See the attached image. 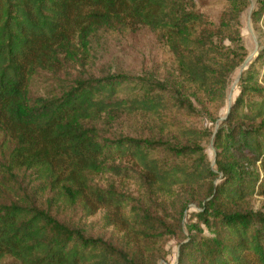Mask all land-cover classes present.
<instances>
[{
	"label": "trees",
	"instance_id": "obj_1",
	"mask_svg": "<svg viewBox=\"0 0 264 264\" xmlns=\"http://www.w3.org/2000/svg\"><path fill=\"white\" fill-rule=\"evenodd\" d=\"M248 5L224 0L212 22L194 0H0V264H160L169 237L178 238L176 264H264V210L253 206L264 198V47L240 73L225 118L218 114L247 57L239 17ZM250 18L264 39V0ZM142 28L173 59L177 89H193L176 102L190 112L193 101L214 107L213 131L180 124L171 144L116 124L125 113H162L166 88L87 74L92 40ZM176 201L178 218L169 210ZM188 205L194 220L184 234ZM55 209L85 220L101 213L113 235L87 236Z\"/></svg>",
	"mask_w": 264,
	"mask_h": 264
},
{
	"label": "rangeland",
	"instance_id": "obj_2",
	"mask_svg": "<svg viewBox=\"0 0 264 264\" xmlns=\"http://www.w3.org/2000/svg\"><path fill=\"white\" fill-rule=\"evenodd\" d=\"M194 3L196 4V9L204 13L210 21L214 22L218 18L224 0H194ZM248 3V7L239 17L240 44L245 48L247 57L234 70L230 77L225 102L218 111L221 120L229 112L231 104L239 93L237 83L240 73L248 68L249 64L257 57L260 49L264 47V39L254 29L250 18L252 10L258 6V0H248ZM92 45V58L87 69V74H91L94 77H101L108 74L121 73L150 84H162L166 88L158 92H162L166 96L168 101L167 108L157 115L153 113L145 114L143 112L125 113L116 123L125 133L152 140L161 139L174 144L177 141L175 140L173 129L181 126L180 124L200 130L207 129L213 131L214 125L207 119L208 112L214 110L213 106L193 101L196 110L190 112L176 102L175 98H177L178 93H180L181 97H190L193 89L187 85L181 89H177L173 59L163 42L149 29L142 28L134 33L128 34L100 32L92 40ZM246 61L248 62L243 69L242 66ZM79 72L81 74L83 73L81 69H78V71H72V75L77 76ZM230 94L232 97L231 103H229ZM201 145L208 158L213 161L214 148L212 140L206 139ZM157 154L160 158H166L168 156L166 148L158 149ZM23 173L21 176H24V184L30 182V186H32L35 181ZM202 192V190L199 191L200 194ZM196 196L200 198L199 194H196ZM180 202L176 201L172 203L173 205L169 204V210L176 218H178L177 211L181 208ZM253 206L256 210H264V198L255 197ZM192 207L188 205L183 210L181 221L183 223L184 234H186L187 226L194 220L192 212H195V210ZM54 214L59 220L83 229L87 236L110 239L113 235L112 230L104 229L100 224L101 213L87 220L82 217L78 209L68 211L55 209ZM163 247L167 252V256L165 262L163 263L161 261L160 264H176L178 238L169 237L163 242ZM11 262V260H5L3 264H11Z\"/></svg>",
	"mask_w": 264,
	"mask_h": 264
},
{
	"label": "water",
	"instance_id": "obj_3",
	"mask_svg": "<svg viewBox=\"0 0 264 264\" xmlns=\"http://www.w3.org/2000/svg\"><path fill=\"white\" fill-rule=\"evenodd\" d=\"M247 62H248V61H246V63L242 66L243 69L245 68ZM231 100H232V97H231V94H230L229 103H231ZM224 118H225V117H224ZM224 118H223V119H224Z\"/></svg>",
	"mask_w": 264,
	"mask_h": 264
}]
</instances>
